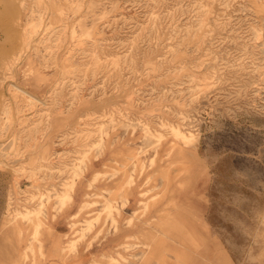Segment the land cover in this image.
Listing matches in <instances>:
<instances>
[{"label":"rangeland","instance_id":"1","mask_svg":"<svg viewBox=\"0 0 264 264\" xmlns=\"http://www.w3.org/2000/svg\"><path fill=\"white\" fill-rule=\"evenodd\" d=\"M44 239L264 264V0H0V264Z\"/></svg>","mask_w":264,"mask_h":264},{"label":"crops","instance_id":"2","mask_svg":"<svg viewBox=\"0 0 264 264\" xmlns=\"http://www.w3.org/2000/svg\"><path fill=\"white\" fill-rule=\"evenodd\" d=\"M65 245V239H44L43 244L45 245V257L42 259L43 264H86L89 257L92 255L90 249L85 247H78L77 251L67 257L65 253L58 252L56 248L57 244Z\"/></svg>","mask_w":264,"mask_h":264},{"label":"bare ground","instance_id":"3","mask_svg":"<svg viewBox=\"0 0 264 264\" xmlns=\"http://www.w3.org/2000/svg\"><path fill=\"white\" fill-rule=\"evenodd\" d=\"M175 132H177V131H175ZM71 186V185H70Z\"/></svg>","mask_w":264,"mask_h":264}]
</instances>
